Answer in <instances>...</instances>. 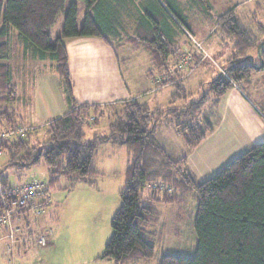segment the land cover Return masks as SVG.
<instances>
[{"label":"trees","instance_id":"trees-1","mask_svg":"<svg viewBox=\"0 0 264 264\" xmlns=\"http://www.w3.org/2000/svg\"><path fill=\"white\" fill-rule=\"evenodd\" d=\"M206 9L208 0H194ZM111 0H0V131L21 125L16 110V87L12 81V40L17 36L32 57L55 62L69 110L46 124L47 138L34 143L35 131L29 129L24 137L15 136L3 144L6 160L1 164L0 211L9 201L11 185L8 169L20 171L44 162L50 173L46 190L62 179L72 181L96 175L95 159L103 143L125 145L130 153L126 181L121 191V206L113 216V234L99 259H111L114 264H136L155 256V232L161 222L159 204L176 202L173 193L160 195L154 184L169 185L182 195L195 191L198 196L194 229L197 249L192 257L166 254L158 264H264V141L234 158L212 177L196 181L187 166L186 157L175 156L158 141L155 132L159 121L186 109L203 112L198 122L177 124L189 150L196 148L214 130L212 120L222 96L235 84L249 83L256 72L264 70V45L260 54L258 44L264 38V25L255 18L256 30L248 28L234 9L217 17L218 30L232 40L231 57L220 73L209 82L211 94L183 107L172 106L177 99L190 94L177 82L180 93L172 97L169 106L151 111L147 104L130 100L117 105H79L75 99L66 40L97 36L106 38L98 19L104 4ZM83 22L78 20L81 6ZM139 32L126 42L143 44L152 52L154 67L165 72L174 52L163 40L170 23L190 36L187 19L174 3L148 0ZM111 24L120 9L111 7ZM118 9V10H117ZM97 12V13H94ZM64 14L60 34L51 39L50 28ZM110 17V18H111ZM117 18V16L115 17ZM118 31V30H117ZM191 37V36H190ZM259 66L250 62L252 51ZM28 54V53H26ZM254 57V56H253ZM182 93V95H181ZM119 108V109H117ZM111 111L110 116L106 111ZM102 115V116H101ZM112 115V116H111ZM101 116V117H100ZM106 116V127L92 132ZM150 194L148 195V189ZM175 194V195H174ZM181 202V201H180ZM25 212V211H23Z\"/></svg>","mask_w":264,"mask_h":264},{"label":"rangeland","instance_id":"rangeland-1","mask_svg":"<svg viewBox=\"0 0 264 264\" xmlns=\"http://www.w3.org/2000/svg\"><path fill=\"white\" fill-rule=\"evenodd\" d=\"M164 1L174 3L181 10L190 26V34L193 36L191 38L188 34L177 31L175 35L176 43H174L179 53L183 54L188 52L211 56H208L205 61L200 63L199 68L196 69L189 79V90H192L190 91L191 94L188 99L186 101L177 99L172 105L183 107L190 105L192 101L199 100L205 93L210 96L211 90L209 82L215 79L220 72L223 74L226 73L225 70L221 71L215 66L213 60L220 64V66L225 65L226 68L227 60L230 58L228 55H231L233 50L232 40L226 37L222 39L217 34H213L209 41H203L206 33L215 27L217 17L228 10L234 9L235 13L240 16L247 27L255 31L254 16L260 24L264 25V0H208L210 5L209 9H206L194 0ZM141 3L146 7L147 0H138V2L135 0H126L123 3L125 8L120 9V17L117 15V18H115L114 16V20L119 22V25L124 28L123 31H127L130 34H137V32L135 33V26L139 24L138 16ZM112 5L115 8L118 7V4L114 0H112ZM63 22L64 14L61 13L55 25L50 28L52 40L60 34ZM78 22L79 24L83 22V13L80 14ZM217 31L219 30L217 29ZM104 32L109 40L114 42V46L117 47V51L120 57H122L121 65L125 77L129 79L132 71L137 73L141 71V67L144 64L143 58L137 59L134 55L124 58L123 47L117 43L113 34L108 31ZM164 35L168 38L167 33ZM166 37H163V40L167 42ZM169 42H173V40H169ZM11 45L12 56H14V66L12 64L13 57L10 62L13 67L12 81L15 84L17 95L15 107L21 111L22 101L30 97V88L34 83L35 87H37L39 83L38 75L40 70L34 68L32 59H26V55H30V51L25 49L24 43L20 38L16 36L12 40ZM218 49L221 51V54H218L216 57L214 53ZM252 55L254 57L251 56L252 58L248 60L259 66L260 60L255 50L252 51ZM162 67L166 69L165 76L167 80H175L170 77L174 76V67L170 63L168 65L166 64V66L164 64ZM57 74L59 75L58 72ZM260 75L262 78H257L258 86L247 83L241 84L242 90L246 95H250L253 100H256L253 91L260 90L264 94V72L258 74V77ZM58 79L60 80V88L63 91L60 75ZM199 83H204L203 88L198 87ZM173 87L174 89L170 93H180L175 86ZM170 96L167 97L168 101H171ZM111 111L113 109H110V111L108 109L106 115L110 116ZM202 115V111L191 113V110L188 109L186 111H183V109L177 110L175 115L171 114L159 121V129L157 131L164 138L165 133L169 132L168 129H174V126L176 128L177 124L185 126V124L198 122ZM108 121L110 119L106 120V116H104L100 124L94 126L92 129L101 131L106 127ZM31 129L36 130L34 127H31ZM46 138L47 133L45 129H39L35 132L34 143L43 142ZM184 145L180 133L165 138L164 146L169 150L173 149V151L180 153L182 152L181 146ZM129 160L130 153L125 145L111 142L101 144L98 147L96 155V175H88L84 179L74 181L68 178L62 179L60 183L49 190L50 204L39 214L31 212L30 218L32 217L33 220H31L32 218L29 219L30 223L25 219L22 220L24 222L23 224L34 225L32 226V231L36 237L45 230H53V237H51L57 244V249H52L50 247L52 245L41 246L38 244L36 237L35 240L30 239L26 243H19L18 239L14 242L12 252H9L8 249L5 250L4 248V251L3 248H0V251H3V256L5 253V259L11 264H16L18 260H25L28 264H33L39 260H45L47 264H75L76 261L81 263L80 261L87 260L93 254L95 256H101L113 234L111 222L113 216L121 206V191L125 186L126 170ZM11 170L15 171L13 169ZM8 174L9 181L12 183L37 179L47 184L50 179L48 167L44 162L30 169L20 170L19 178H15V174L11 171ZM155 185L160 195L166 192L169 196H172L173 193L178 194V196H173L174 198L176 197V202L172 204H159L161 222L156 228H152V231L155 232V256L150 259L141 260L136 264H158V261L166 254L192 257L197 249V235L194 229V221L198 208L197 193L191 191L181 196L179 190L175 191L169 185L154 184L151 187L154 188ZM150 191L149 188L148 192L151 193ZM19 225L23 228L22 223ZM10 241L11 239L7 238L6 243L3 241L2 244H7L8 247L11 244ZM92 261H90V264H92ZM93 264L114 263L107 259H97Z\"/></svg>","mask_w":264,"mask_h":264},{"label":"crops","instance_id":"crops-1","mask_svg":"<svg viewBox=\"0 0 264 264\" xmlns=\"http://www.w3.org/2000/svg\"><path fill=\"white\" fill-rule=\"evenodd\" d=\"M114 1L118 4L117 8H125L123 3H125L126 0ZM135 1L138 2V0ZM80 6L81 13L84 14L83 6ZM104 7V12L101 9L100 13H98V19L102 22L104 31L113 34L117 43L123 47L124 58L134 55L137 59L143 58L144 64L141 67V71L138 73L132 71L131 77L127 79L121 65L122 57H120L117 47L114 46V42L109 40L107 36L106 38L97 36L77 37L66 40L73 90L75 99L79 105L87 104L107 107L130 100H137L147 104L150 110L154 111L158 108L167 107L171 103L170 100H167V97L171 95L170 97L172 100V97L177 94V92L174 94L170 93L174 89L173 86L176 87L177 82L184 87L187 93L191 94L190 91L192 89L189 90V79L196 69L199 68L200 63L205 61L210 55L204 57L198 53H179L175 45V35L177 31L179 33L182 31L177 29L173 23H170V30L167 34L168 38L165 35L163 37H166L168 42L169 40H173V42L169 43L174 52L169 57L168 63L174 67V76L170 77L175 80H167L165 76L166 72L157 70L154 67L152 52L148 47L143 44H131L126 42L128 36L135 34L123 31L124 28L118 26V24L116 27L118 31L112 28V26H114L111 24L113 17H111L112 13L108 9V7H114L112 2L104 4ZM143 7L144 5L141 3L138 21L144 16ZM94 13L97 12L94 11ZM117 15L120 17L118 13L115 14V17ZM217 28L218 22L216 21L215 27L206 33L203 41H209L213 34H217L220 38L224 39L223 34L217 31ZM139 29V24H137L135 26V33L139 32ZM214 54L217 57L218 54H221V51L218 49ZM228 56L231 57V55ZM12 57V64L14 66V56H11L10 62L12 61ZM26 59H32L35 66L33 67L40 70L38 75L39 83L37 87H35L34 83L30 88V97L22 101L23 104L20 107L21 111L17 108L16 110L20 116L21 125L34 127L36 129L35 132L42 128L46 131V124L65 114L69 110V105L63 93L64 91L61 90L59 85L60 80L58 79L59 75L57 74L55 62L47 59L40 60L32 57V55H26ZM184 60H187L185 64L183 62ZM213 62L221 71L224 70L225 65L220 66L215 60H213ZM261 72H264V70L256 72L251 81L247 84L258 86L257 78H262L261 75L258 77V74H261ZM187 80L188 82H186ZM203 84L199 83L198 87L203 88ZM253 95L256 100H253L250 95H246L241 85L235 84L219 101L216 110L217 116L212 120L214 130L193 150L188 149L184 139L185 145L181 146L182 152L180 153L173 151V149L169 150L164 146L166 137L179 134L175 126L174 129H168L169 132L165 133V137L162 138L157 131L159 129L158 125L155 135L167 151L175 156L186 157L187 166L196 181L206 180L215 175L234 158L248 151L255 144L264 141V94L260 90H257L253 91ZM179 99L186 101L188 98ZM167 101L168 103H166ZM93 131H95V129H92V132ZM0 159L1 179V164L6 158L2 155ZM10 171L15 174V178H19L20 171L8 169L6 173L8 174ZM47 192L49 193V191ZM147 194L150 193L147 192ZM31 218L30 213H28L18 221L22 223L24 228L22 233L17 235L19 243H26L30 239L35 240L36 235H34L32 231V226L34 225H26L23 224L24 222L22 221L25 219L29 222ZM31 220H33V218ZM52 237H50L48 245H52L50 247L56 250L57 244L53 241ZM7 238L5 231L0 232V244H2L3 241L6 243ZM0 248H3V250L5 248L6 250L7 244L0 245ZM0 252V264H11L5 259V253L3 256V251ZM97 259H99V256L93 254L87 260L80 261L81 263L76 261L75 264H90L91 260H93V264ZM16 264L28 263L25 260H18ZM33 264H47V262L45 260H39Z\"/></svg>","mask_w":264,"mask_h":264},{"label":"built area","instance_id":"built-area-1","mask_svg":"<svg viewBox=\"0 0 264 264\" xmlns=\"http://www.w3.org/2000/svg\"><path fill=\"white\" fill-rule=\"evenodd\" d=\"M190 36L193 38L191 34ZM197 45L200 46L199 43ZM203 56L206 57V55ZM183 62L185 64L187 61L184 60ZM29 129L31 127L20 125L0 131V158L4 153L3 144L15 136L24 137ZM46 186L45 182L32 179L24 182H14L9 191H6L9 194V201H5V208L0 211V232L5 231L6 236L11 239V244L7 247L9 252L13 251L14 242L18 240L17 235L23 231L18 221L28 213L39 214L50 204ZM52 235L53 231L48 229L40 233L36 240L38 244L46 246L49 244Z\"/></svg>","mask_w":264,"mask_h":264},{"label":"water","instance_id":"water-1","mask_svg":"<svg viewBox=\"0 0 264 264\" xmlns=\"http://www.w3.org/2000/svg\"><path fill=\"white\" fill-rule=\"evenodd\" d=\"M264 45V38L260 41V43L258 44V47H257V51L258 53L260 54L261 52V47Z\"/></svg>","mask_w":264,"mask_h":264}]
</instances>
